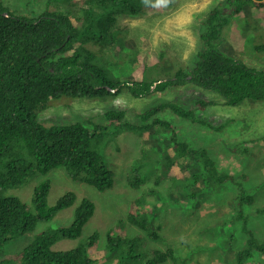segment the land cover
Returning a JSON list of instances; mask_svg holds the SVG:
<instances>
[{
  "label": "trees",
  "instance_id": "trees-1",
  "mask_svg": "<svg viewBox=\"0 0 264 264\" xmlns=\"http://www.w3.org/2000/svg\"><path fill=\"white\" fill-rule=\"evenodd\" d=\"M50 1L58 3L57 8H37L38 0H28L22 12L12 8L8 0H0V264H100L103 260L106 264H159L168 259L177 264L172 247L165 251L153 249L148 254L137 248L143 240L138 233L118 234L111 229L105 232L107 254L94 255L99 246L97 232L69 250L52 249L57 237L81 238L84 226L95 210V204L88 198L80 200L67 226H47L33 234L21 250L6 257L4 247L10 240L33 231L37 221L52 220L56 213L69 208L77 199L73 191H67L54 204L48 205V179L35 187L30 203L6 193V190L23 186L38 173L45 175L58 167H64L72 179L84 181L99 191L110 189L115 171L106 160L103 146L123 130L143 137L152 135L150 130L155 124L172 131V158L178 163L181 158L186 159L193 169L188 172V178L180 181L183 198L191 199L193 204V198L201 193L211 192L215 186L232 180L235 175L218 171L215 159L206 148L197 149L179 139L172 124L158 117L168 111L177 118L204 126L206 119L198 117L196 111L206 110L212 103L203 99L195 101V107L189 109L175 101L153 104L137 113L140 125L125 121V112L115 108L104 112V125H97L89 119L44 125L39 118L48 108L67 106L68 102H63L62 98L106 97L123 89L133 97L143 98L153 92H165L170 87L191 84L217 93L228 106L241 105L247 99L264 100V67L247 64L237 54L222 51L217 43L232 15L238 14L247 3L264 9V0H226V5L231 8L228 12L223 4L212 8L203 20L201 48L190 69L189 65H180L174 68V74H166L164 78L162 73L160 76L149 75L146 68L140 78L131 80H115L99 63L97 51L88 44L117 40L115 33L110 32L116 15L119 12L138 13L144 9L141 0H78L76 5H72V0ZM65 3L70 8L80 7L81 26L72 21L70 13L73 11L61 7ZM259 38L264 39V24L262 30L255 33V41ZM253 49L264 53V41L260 40ZM227 125L229 121L214 128L218 131ZM236 141L231 152L235 146L239 147L237 152L248 150L244 145L247 141ZM140 153L136 163L128 167L127 182L132 189L141 188L143 191L130 201L126 219L156 240L157 233L152 230L157 226L149 215H153L154 206L147 200L155 190L144 189L143 185L152 176L151 172L157 170V159L154 151L146 147L142 146ZM168 156L165 152L163 160L166 163L170 162ZM245 191L246 203H250L251 190ZM236 218L240 220L242 216L237 213ZM244 226L245 223L241 222L242 229ZM248 235L247 246L236 252L237 264H245L253 250L264 253V246L256 243L250 230Z\"/></svg>",
  "mask_w": 264,
  "mask_h": 264
},
{
  "label": "rangeland",
  "instance_id": "rangeland-1",
  "mask_svg": "<svg viewBox=\"0 0 264 264\" xmlns=\"http://www.w3.org/2000/svg\"><path fill=\"white\" fill-rule=\"evenodd\" d=\"M27 1L8 0L12 3V8L16 7L15 9L22 12ZM71 3L76 5L79 1L72 0ZM57 4L55 1L38 0L36 7L57 8ZM219 4L225 5L227 12L231 11L230 6L226 5V0H213L211 9ZM61 7L70 8L67 3L61 4ZM208 12L198 16L194 25V31L200 41L199 49L202 44L200 39L202 24ZM163 15L145 6L134 14L119 12L110 28V32L115 33L117 40L113 39L111 42L99 45L89 43L88 46L97 51L99 63L109 70L115 80L140 78L146 68L149 75L160 76L162 73L164 78L166 74L172 75L180 65H182L180 67L189 65L190 69L198 53L191 63H186L181 59L180 47L152 46L151 30ZM79 19H75L77 26H81L82 23ZM263 19L264 9L249 3L245 4L238 14L230 17L223 37L217 40L219 48L226 53L237 54L249 65L264 67V53L253 49L260 40L264 41L261 38L255 41V33L263 28ZM198 99L212 103L206 110L196 111V115L206 119L212 127L177 118L168 111L158 117L172 124L179 139L187 141L197 149L206 148L215 159L218 171L224 170L235 175L232 180L224 182L221 186H215L211 192L201 193L193 198L195 203L192 204L191 199L181 196L180 181L188 178V172L193 169L187 164L189 161L186 159L181 158L178 163L172 158L174 155L171 149L172 131L164 130L158 124L151 128L152 135L146 137L123 130L103 146L106 160L115 171L112 188L99 191L84 181L72 179L64 167H58L45 175L38 173L23 186L9 187L6 190V193L16 195L24 202L30 203L35 187L41 181L48 179L50 181L48 205L54 204L58 197L67 191H73L77 199L72 206L56 213L52 220L37 221L33 231L10 240L4 247V256H13L30 242L33 234L46 229L47 226L53 228L67 226L73 219L75 209L82 198L93 201L95 210L94 215L85 224L81 238L57 237L51 246L52 249L69 250L80 240L97 232L99 246L95 249L94 255L98 256L103 252L107 254L104 245L105 232L108 229L125 235L138 233L143 240L139 242L137 248L148 254L153 249L165 251L168 247H172L174 256L178 260L177 264H237L235 255L247 246L248 230L254 234L256 243L264 246V213L261 211L264 210V185L262 186L264 184V100L247 99L241 105L228 106L222 96L194 85L170 87L165 92H153L152 95L143 98L133 97L123 89L118 94L106 97L62 98L63 102H68L67 106L48 108L40 114L39 120L44 125H54L89 119L97 125H104V112L115 108L125 112V121L140 125L137 113L153 104L175 101L189 109L195 107V101ZM118 100L120 102L116 103ZM227 121L229 125L221 130H215V126ZM236 140L247 141L244 145L248 146V150L240 149L237 152L239 147L235 146L234 152H231L230 149L237 145ZM142 146L153 150L157 159V170L151 172L152 176L143 185L144 189L155 190L147 200L154 206L151 211L153 215L151 213L149 215L157 226L152 230L157 233L156 240L148 237L144 231L136 228L126 219L130 201L143 191L141 188L132 189L127 182L128 167H132L141 156ZM165 152L170 156H168L169 163L163 160ZM171 160L174 162L171 163ZM242 187L251 190L250 203H246L247 193L245 190L241 191ZM242 195L244 196L241 197ZM237 213L242 219L236 218ZM241 222L245 223L243 229ZM100 264H106V261L103 260ZM159 264L174 263L168 259ZM245 264H264V253L258 249L253 250Z\"/></svg>",
  "mask_w": 264,
  "mask_h": 264
},
{
  "label": "clouds",
  "instance_id": "clouds-1",
  "mask_svg": "<svg viewBox=\"0 0 264 264\" xmlns=\"http://www.w3.org/2000/svg\"><path fill=\"white\" fill-rule=\"evenodd\" d=\"M141 3L156 13L164 14L151 30L152 46L159 48L162 45H176L182 49L181 59L191 63L200 47L194 25L198 16L210 11L213 0H183V2L181 0H141ZM69 10L73 11L70 15L74 22L81 15L80 7L69 8ZM119 102V100L116 101V103ZM204 123L207 124V121Z\"/></svg>",
  "mask_w": 264,
  "mask_h": 264
}]
</instances>
